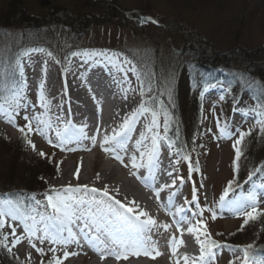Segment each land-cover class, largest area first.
<instances>
[{
    "label": "rangeland",
    "instance_id": "obj_1",
    "mask_svg": "<svg viewBox=\"0 0 264 264\" xmlns=\"http://www.w3.org/2000/svg\"><path fill=\"white\" fill-rule=\"evenodd\" d=\"M19 1H22V3H17ZM10 3H16L13 9ZM17 4H24L26 7L32 8V10L38 9L40 6H46L48 8L47 12L41 11L33 16L35 19L34 22L42 26L36 33L32 32L29 35V37L33 35V39H35L33 43L40 41L39 43L41 44L37 46L38 44L32 45L33 43L31 42L28 50L44 49V51H31L29 56L22 57L23 69L28 71L26 72L24 70L23 78H26V82L33 85L36 89L40 81L47 74L45 75L44 70L42 72L39 70V74L43 78L35 77L34 74L32 80L29 81L25 73L29 75L33 74L32 72L36 63L42 61L40 59L45 58L49 65L54 64L55 67L57 66L56 69L59 76L57 81L60 83L68 75V71L64 72L63 69L67 67L69 70L72 61L75 63L79 57H83V55L73 56L72 54L68 56L72 50L76 53L105 52L108 56L116 54V60L125 64L127 69L131 67L127 61H131L132 65H135L141 80L144 81L145 88L148 87L149 83L152 86V92H146L145 96L141 97V80L137 79L136 74L125 71L124 75L126 78L123 75H119L123 80H127L124 81L121 87L135 100V110L142 99L147 100L151 96H158V99L162 101L158 90L163 92L166 82H171L173 92V88L176 85L177 65H182L191 56L186 54L188 52L186 50L187 48L185 52V50L182 51V47L185 45L186 40L192 38L198 39L212 54L217 52L226 53L229 49L236 51L238 53L236 58L229 59V62H226L230 65V70L235 72L234 74L237 78L244 79L245 81L248 80L252 85L258 83L264 87L257 72L252 70L245 73L241 68L242 63L248 62L247 59L251 58L254 61L264 59V0H0V85H5L8 81L10 82L11 78L9 77H17L21 84L24 80L20 77L16 69L15 59L20 55L17 51L22 49L20 45L25 36L21 20L32 19V16H29V14L22 15L21 18V14L20 16L13 15L14 12L16 13L21 10ZM10 7L11 9H9ZM104 7L109 9L114 8V11L105 15ZM53 12H55V16ZM65 17H68V20ZM144 17H151L158 21V23H139ZM45 18H49L51 21ZM83 18L88 20V24L85 28L78 30L80 27L76 26V22L79 19L83 20ZM69 20L70 22H74L72 26L67 23ZM56 52L58 55L61 53V58H57L53 54ZM48 53L52 55L49 56ZM32 54L36 55L35 59L29 58ZM91 63L96 64L95 61ZM62 64H64V67H62ZM205 65L204 67L201 66V69L205 72L199 73L198 76L201 80L199 82L201 83L214 79L216 74L226 75V71L222 68L224 66H221L224 65L222 63L219 65L215 64V61L209 60ZM240 68L241 71L238 72ZM49 76L48 74L47 77ZM88 79L89 77L87 78V82H89ZM219 79H223L222 76ZM201 83L199 86L197 85V92L202 102L201 132L195 134L187 145L190 160L187 162L183 161L185 159L181 160L180 155L177 154L179 153L178 150L169 147L166 144L165 138H162L159 141V151L169 156L159 154V160L163 159L165 165H168L170 170L166 169L164 172L163 170L159 171V169H155L156 184L153 183V186L158 189L160 185L171 184L174 178L182 176L183 183L177 179L176 186L182 184L181 192L185 194L184 197L187 195V199L193 200V189L187 181L191 175L194 179L193 186L196 189L197 202L200 203V208L205 209L203 218L206 221L212 238L216 241H224L223 243L227 245L236 246L237 249L247 245H253V248L250 249L252 250L261 230L260 225L252 226L256 220L249 221L248 224L244 225V217H238L232 210L220 207L219 198L230 180H235L234 186L239 185V187H237L234 193H229V198L246 195L249 192L250 184L248 183V178L252 173L250 168V153L244 154L245 151L241 150L242 155L239 161L236 162L238 163L237 171L236 165L234 164L236 153L233 145L239 139L240 132H249L250 130L256 137H260L263 134L257 123L258 117H256L255 111L251 110L258 109L260 105H264V99L261 101V98H264V92L260 93L257 88L252 86L246 91L242 99L239 100L240 97L237 98L235 90L228 87L222 81L209 85L208 87L203 85L204 88L200 86ZM212 88L213 91H210ZM38 89L40 90V88ZM253 95L255 98H252ZM34 98L29 96L27 92H21L20 103L24 105L21 108L29 107L27 109L28 111L25 110L22 112H29L28 114L31 116H41L42 119L51 124V128L45 129V136H41L36 132L28 133V139L36 146L35 150H33L26 140L21 138L22 134L18 130L19 127L26 124L23 113H21V108L19 109L18 115L13 114L14 123L3 122L0 119V141L8 142L11 145H16L18 141H21L22 146L25 148V153L22 155L23 159L30 160L32 165H36L35 168L39 174L40 172L43 174V177L40 178L41 183L35 188V201H41L42 204L39 209L40 211H44L43 206L47 202L44 193L49 192L50 189H57L65 164L73 162L74 159L81 160L80 164L82 167L79 171V175L81 174V176L84 174V171L90 175H96L102 170H107L108 172L114 170L116 178L112 184L109 183V190L113 186L123 188L120 184L126 181L136 183L137 177L149 175L147 168L141 167L134 169L137 173L135 177L131 174L129 168V166L131 167L130 159L133 155L137 157L139 162L140 154L136 151V143L134 142L136 133H129L130 139H133H129L126 150L120 151L119 153L123 158V164L115 159L113 153L105 152L101 146L103 137L105 135H112L113 130L116 129L114 126L115 123L110 122L111 120H107L105 124V121H103V128L99 131V128H97L98 132L95 131V134L90 136L95 137V143L89 139V143H85V149L68 150L65 144L59 145L56 141L57 131L62 132V130L61 128L55 127L57 123L55 126L53 125L52 119L56 120L60 116L57 113L60 111H55V109L62 108L63 110V108L68 107L75 113L80 107L75 104V101L74 103L71 101L67 102V99L62 95L49 100L47 107L37 106L34 103ZM156 107H159V103H157ZM239 107H245L247 110L240 109ZM168 113L170 114V128L173 123V116L169 111ZM232 115L237 120V123L231 120V118L233 119ZM5 116L8 120L6 113ZM150 118V114H146L145 117L139 119L138 124L142 125L144 119L150 121ZM58 119L61 121V118ZM244 119L247 120L246 124L239 125ZM95 120L97 122L99 121L98 118ZM163 123L164 116L161 115V126L155 131H158L161 137H166L167 139L169 137V128L165 133ZM120 125L118 123V126ZM35 127L36 123L33 121V128ZM41 127L44 126L41 125ZM134 127H136V124ZM221 129H225L226 133H231V135L226 134L222 136ZM146 136L150 137L151 133H147ZM49 141L52 143L50 144ZM145 144L146 146L149 145L150 140L145 141ZM237 147L241 149V144L237 145ZM41 152L45 153V155L41 156ZM125 165L128 166L125 167ZM190 165L193 169L191 172L189 171ZM0 166L2 168L0 177L7 178L5 174L10 172V165L6 159L4 160L1 152ZM11 169L12 171L14 170L13 167ZM169 172H172V176L168 175ZM239 173L243 174L242 179L244 181L241 179L242 182L237 184L238 178L240 177ZM85 176L87 177V175ZM11 177L17 178V182L15 183L16 189L13 190L18 192L12 198L20 200L25 190L20 180H24L27 176H23L19 172L16 175V172H13ZM168 178L171 179L170 183L167 180ZM251 180L254 182L252 188L254 189V186H256L255 189L257 190L255 191L256 193L258 192L257 198L260 201L258 208L264 211V187L261 188V185H264V167L260 170V174ZM157 182L159 183L158 187ZM72 184H74V181ZM258 187L261 188L260 191ZM175 188H166L163 195L160 192L159 200H157L154 190L148 189L144 185L140 188L145 193L142 192L141 197H144L145 202L154 208V212L150 216L157 221V225L167 223L170 226L169 231L163 227H154L150 234L152 238H156V241L160 240L162 244L168 246L170 250L168 254L163 256L166 257V260H170V262L174 261V259L177 261V258H182L185 254L189 255L190 258L198 257L200 251L199 245L196 243L195 237L192 234H189L183 240L184 244L177 248L180 252L177 253L176 251L175 255L169 246V242L173 236L177 240H180L178 239L177 226H173V218L170 215L171 218L162 216L163 213H167L166 211L169 210L165 205L168 202L167 199L171 191H175ZM177 191L180 190L178 189ZM4 198L5 195L0 193V199ZM173 205L172 208H175L176 203H173ZM195 209L199 211V208L195 207ZM208 209L216 213L217 218L215 220L211 219V212L207 211ZM47 211L51 212L52 209L48 208ZM142 219L144 218L142 217ZM11 223L16 224L18 222ZM242 225L243 228L241 227ZM10 232L11 228L6 224L2 230V234ZM16 234L22 242L12 247L11 242L14 238L9 235L7 243L12 248V251L9 252L3 247L5 249L4 252H7V254L10 253L12 258H15L19 264H42V262L47 264L53 255L49 251V248L53 247L52 245L47 241L40 243L38 239L33 237V242L36 244V247L44 250V255H41L37 252L36 248H33L28 243V240L23 234L22 226L16 228ZM56 247L57 251L55 255L57 257H63L64 251L77 253L76 250H67L64 246ZM155 257L157 259V256ZM260 257L264 258V253L260 254ZM89 258L90 255L77 253L64 259L63 264H67L70 261L75 264H87ZM242 258L243 253L241 251L222 248L217 252L214 264H229L230 261H234V264H241ZM159 260L160 258L156 261ZM109 262L110 264H123L113 256H111ZM170 262L167 261L166 264H171ZM136 263L151 264V261L147 258L137 260ZM152 264H155V261H152Z\"/></svg>",
    "mask_w": 264,
    "mask_h": 264
},
{
    "label": "snow or ice",
    "instance_id": "obj_2",
    "mask_svg": "<svg viewBox=\"0 0 264 264\" xmlns=\"http://www.w3.org/2000/svg\"><path fill=\"white\" fill-rule=\"evenodd\" d=\"M158 23L151 17L142 18L139 23ZM31 51L43 52L44 49H31L23 50L20 55L15 59L16 69L19 72L20 77L23 79L24 69L22 63V57L28 56ZM51 56V53H48ZM73 56L83 55L89 58L93 56H104L110 63L114 62L117 57L116 54L108 56L105 52H84V53H72ZM59 63V61H57ZM131 67L127 70L134 74L138 80H141L140 74L137 71L135 65H132L131 61H127ZM123 70V69H120ZM45 75H46V69ZM64 72L68 71V68L63 69ZM16 85L12 86V89L8 96L0 94V114H7L8 122L14 123L13 114H19V109L24 107L20 103V95L23 88L26 87V83L19 86L20 91H16ZM44 81L40 84V100L41 107H47V101L44 97ZM67 91V84L65 82V93ZM152 92V86L149 83L148 87H144V81L141 80L140 95L144 97L145 94ZM159 95L165 93L169 97V103L172 100V87L171 82H166L164 85V91ZM223 99V97H221ZM159 103V107H156ZM7 105V107H5ZM255 111L257 123L260 126L261 133H264V105H260ZM146 114H150V121L146 125L145 131L151 133V136H146L144 132L140 134V139L136 140V151L139 152V162L135 155L130 159L131 167L133 169H139L145 167L148 170V177H137L141 179L146 185L149 180L154 181L156 175L154 169H157L159 164V141L162 138L156 129L160 128V116H164L163 128L165 133L169 128L170 114L164 107V102L158 99V96H151L147 100L142 99L139 106L133 110L121 123L119 129H114L112 135H105L103 137L102 147L105 152H111L114 154L115 159L124 163L120 151L126 150L127 142L130 139L129 133L134 130V125L139 121L141 117H145ZM246 114V113H245ZM26 124L19 127L18 130L22 134L21 138L26 140L29 145L35 150V144L28 139V133L36 132L41 136H45L46 128H51V124L41 116H24ZM33 121L36 123V127L33 128ZM43 125L44 127H41ZM86 127V126H84ZM84 127L76 128L74 125H66L65 129L57 131V136L60 138L59 145L70 144L73 141H79L81 139H91L93 143L96 142L95 137H88L84 132ZM219 127V125H218ZM27 129V131H26ZM221 135H231L226 133L225 129H221ZM248 133L240 132L239 139L236 140L233 147L235 149V161L236 170L238 171V162L242 152L237 145L241 144ZM151 143V148H147L145 141ZM51 144L52 142L49 141ZM173 142H169V147H172ZM106 146V147H105ZM145 149V150H142ZM75 150V149H69ZM179 155V153H177ZM41 156L45 153L41 152ZM186 160H190V157L184 156ZM198 163V162H197ZM128 165H125L127 167ZM193 169L191 165L189 171ZM198 170V169H197ZM79 167L76 169V175H79ZM136 176L134 171L131 173ZM172 176V172L168 173ZM179 179L183 183V177H176L172 180L171 184H165L158 189L154 188V192L157 200L160 199V192L165 188H175L176 180ZM251 180V175L249 177ZM235 180H230L227 183L223 193L219 198V205L222 208H228L232 210L238 217H244V225L249 221H254L264 216V211L258 208L259 200L255 190L249 191L246 195L233 196L229 198V193H234ZM239 187V185H236ZM264 187V185H261ZM83 189V192L81 191ZM118 192V190H117ZM80 194V195H76ZM98 194V195H97ZM5 198L0 199V247L6 248L9 252L12 248L8 246L9 235L14 239L12 240V247L20 244L22 241L16 234V228H23V234L31 244L33 248H36L37 252L44 255V250L37 248L33 242V237L38 239L40 243L47 241L53 247L49 248V251L53 253L47 264H63V260L67 259L70 255H76L77 253H70L68 251L63 252V257H57L55 255L57 251L56 246H64L65 248L70 244H79L80 237L86 241L89 246L93 247L95 251L101 255V259H104L106 255L115 257L117 260L128 259L130 255L140 256L141 254L155 258V256L161 255V253L153 246L151 249L147 247L150 243L149 233L154 227H163L167 230L170 226L167 224L157 225V221L152 218L148 212L139 210V206L135 204V201L124 203L116 196L111 195L107 186L102 189L89 188L88 185H78L76 187L67 186L62 189H50L49 192L44 193L47 205H44V211H40L42 206L41 201H35V206H25L24 202L19 199H13L11 194H4ZM176 195L175 192H171L168 198V202L165 207H168L170 214L174 217V223L177 229L183 232L180 228L181 224H188L187 232L195 237L196 243L199 245L200 254L198 257L190 258L188 255L183 256L184 264H214L217 252L222 248H228L229 250H239L243 253L242 264H250L249 250L253 248V245H247L243 248L237 249L236 246L222 244L212 238L211 233L208 230L206 221L203 218L205 209L199 208V211L193 210L191 207H176L175 212L171 209L173 205V198ZM33 199L35 196L33 194ZM198 197L196 196V189L193 188V200L187 201L186 204H197ZM132 205V206H130ZM198 207V204H197ZM51 208L52 211L48 212L47 209ZM207 211L211 212V219L215 220L217 215L211 209ZM189 213L191 215L189 216ZM179 217L176 219V217ZM142 217L144 219H142ZM194 221V222H193ZM11 222H18L13 224ZM11 228V232L2 234V230L5 226ZM243 228V225L241 226ZM74 228L76 229L74 231ZM39 233V235H38ZM79 233V236L77 235ZM220 235V233H218ZM184 241L182 239L177 240L175 236L169 242V246L175 255L177 248L182 246ZM155 253V255H153ZM30 258V254H29ZM44 264V262H42ZM176 264H179L177 259ZM229 264H234V261H230ZM264 264V261L261 262Z\"/></svg>",
    "mask_w": 264,
    "mask_h": 264
},
{
    "label": "trees",
    "instance_id": "obj_3",
    "mask_svg": "<svg viewBox=\"0 0 264 264\" xmlns=\"http://www.w3.org/2000/svg\"><path fill=\"white\" fill-rule=\"evenodd\" d=\"M17 3H22V1H19ZM15 4L10 3L12 9L14 8ZM17 5L20 7L21 10L16 13L14 12V14L12 13L13 15L20 16L21 14V18L22 15L29 14V16H32V19L21 20V25L23 27L25 36L21 41L22 44L20 45V48L22 49L17 51V53L20 54L23 50H28L30 48L29 44H31V42L33 43V40H35L33 39V35L31 37H29V35L32 34V32L36 33L38 30H40V27L42 26L39 25V23L34 22L35 19L33 16H35V14L37 13H40L41 11L47 12L48 8L46 6H40L38 7V9H34V11L32 10V8L30 9V7H26L24 4ZM11 7L9 9H11ZM104 8L105 15L110 14L114 11V8ZM53 13L55 16V12ZM65 18L66 20H68V17ZM45 19L51 21L49 18ZM18 21L20 22V20ZM69 22L70 20L67 23L71 26L74 24V22ZM87 24L88 20H86L85 18H83V20L79 19V21L76 22V26L80 27L78 28V30L85 28ZM39 42L40 41H38L37 43H33L32 45L38 44L37 46H39L41 44ZM185 42L186 43L182 47V51L187 48L186 50H188V52L186 54L191 56L188 57V59L185 60L182 65H177L176 85L173 88L171 103H169V97L167 94L159 96L162 101H164V107L173 116V123L171 124L172 126L169 128L170 139L175 144L176 148H178L182 153L189 154L187 150V145L190 143V140H192L195 134L201 132L200 122L202 113V102L197 92V85L199 86V84L201 83L199 82L201 80L198 78L199 73L205 72L203 69H201V66H206L205 63H207L209 60L215 61V64H224L221 66H224L222 68L226 71V75L224 76L221 74H216V77H214V79H211L208 82L218 80L222 76L224 82L231 89H234L235 93L237 94V97H241V99L246 94V91L250 89V87L253 86L257 88L260 93L264 92V87L256 83L255 80L254 82L256 84L252 85L248 82V80L245 81L244 79L237 78L234 74L235 72L230 70V65L227 63L229 62V59L236 58V55L238 54L236 51L229 49L226 53L217 52L215 54H212L210 53L209 49L203 46L202 43H200L199 40L196 38L188 39ZM72 51L71 53L69 52L68 56L72 54ZM53 54H55L57 58H61V53H59L60 56L57 54V52ZM247 61L248 62L242 63L241 68L245 71V73L252 70L257 72L259 75L257 76L259 77L260 81L264 84V59L260 61H254V59L250 58L247 59ZM227 65L229 66L227 67ZM241 68L240 70H238V72L241 71ZM9 78H11L10 82L8 81L5 83V85H0V94L4 96L9 95L13 85H16L17 87L20 85L17 77ZM204 83H201L200 86L202 87ZM252 98H255L254 95ZM263 99L264 98H261V101ZM241 150L245 151L244 154H248V152L250 153V168L252 171L256 170L258 167L264 166V133L260 137H256L253 133L246 135L241 143ZM0 152L2 153V157L4 158V160L6 159V161H8L10 165V172L8 174H5L7 178L0 177V192L9 193L11 194V196L14 197L18 194L17 191L13 190L16 189L15 183L17 182V178H12L11 175L13 174V172H16V175H18L19 172V174L27 176L24 180H20V183L23 184V186L25 187L24 193L22 194L23 196L20 195V200L24 202L25 206H31V195L35 192V188L41 183L40 178L43 177V174H41V172L39 174V172L35 168L36 165H32L30 163V160L26 158L23 159L22 155L25 153V148L24 146H22L21 141H18L16 145H11L8 142L0 141ZM12 167L14 169L13 171L11 169ZM1 170L2 168L0 166V172ZM17 170L20 171L17 172ZM242 175V173H239V180L242 179ZM257 224L260 225L261 230L258 234L257 240L255 241L254 249L252 250L254 252L253 255L260 256V254L264 253V216H261L259 219H257L252 226L254 227V225ZM4 251L5 249L3 247H0V264H19L15 258H12L10 253L7 254V252Z\"/></svg>",
    "mask_w": 264,
    "mask_h": 264
},
{
    "label": "bare ground",
    "instance_id": "obj_4",
    "mask_svg": "<svg viewBox=\"0 0 264 264\" xmlns=\"http://www.w3.org/2000/svg\"><path fill=\"white\" fill-rule=\"evenodd\" d=\"M30 59H35L36 55L33 54L29 57ZM80 60L78 63L71 62V66L68 70L67 77L58 83V71L54 64L49 65L46 60L47 59H40L39 63H36L34 68L35 77H42L39 73L42 70L46 69L47 75L40 81L39 86L42 81H44V97L45 100L48 102L49 100L54 99L56 96L62 95L67 99V102H72L77 104L79 109L77 112H73L70 108H58L55 111L57 112L59 118H61L62 122H66V125H74L76 128L84 127V130L89 131L92 130L94 127L97 128L98 131L102 129L103 125L106 123L107 120H111L110 122L115 123L112 124L115 126L116 129H119V125L123 120L134 110L135 100L133 97L126 93V91L121 87L124 81L119 75H123L124 72L127 71V67L125 64L118 62L115 60L114 62L110 63L109 60L105 59L104 56H93L91 58L87 56L79 57ZM85 60L86 63H85ZM37 61V62H38ZM96 62V64H92L91 62ZM123 69V70H120ZM39 70H41L39 72ZM45 73V71H43ZM121 72V73H119ZM118 73V74H117ZM34 76V75H33ZM89 77L87 82V78ZM54 78V79H53ZM94 78V79H93ZM24 79V83H26V78ZM85 79V82H84ZM65 82L67 84V91L65 93ZM213 91V88L210 90ZM69 99V100H68ZM77 102V103H76ZM98 118V123L95 122V119ZM53 120V119H52ZM64 120V121H63ZM54 121V120H53ZM103 121L104 124H103ZM149 120L144 119L142 125H139L138 122L136 123V127H134L133 132L136 133L135 143L136 140L140 139V134L142 132L147 134L145 131L146 125L148 124ZM56 122H53L55 126ZM56 128H62V124H58L55 126ZM97 131V132H98ZM147 148H151V143L147 145ZM167 154L165 153V156ZM80 159H74L73 162L66 163L64 169L61 173L60 182H58L57 189L65 188L67 186L76 187L78 185H88L89 188H99L102 189L105 186H109V183L112 182L116 178V173L114 170L108 172L107 170H102L101 172L97 173L96 175H90L84 171V174L81 176L75 174L76 169L82 167L80 164ZM160 167L162 170H168V165L166 166L163 159L160 160ZM131 173L135 170L130 167ZM145 168V167H143ZM170 170V169H169ZM136 172V171H135ZM87 175V177L85 176ZM136 177V176H135ZM170 183V178L167 179ZM74 181V184L72 182ZM123 188L118 186H113L111 190H109L111 195L116 196L117 199H120L124 203H129L131 201H135V204L139 206L138 210H143L151 215L154 212V208L149 204L146 203L144 197L142 196V190L140 189L143 185V182L140 179H137L136 183L131 181H126L123 184H120ZM162 185L159 186V188ZM118 190V192H117ZM83 192V189L81 190ZM166 191V188L161 191L163 195ZM144 193V192H143ZM145 194V193H144ZM80 195V194H77ZM98 195V194H97ZM132 206V205H130ZM156 211V210H155ZM157 212V211H156ZM163 217L169 218L168 213H163ZM166 222V221H165ZM164 222V223H165ZM167 224V223H166ZM169 225V224H167ZM170 228V227H169ZM168 228V229H169ZM167 229V230H168ZM169 231V230H168ZM151 232L149 233L150 236V243L148 247L151 249L153 246L155 249L163 253L157 256V259L160 258L159 261H156V257L153 259L150 256L143 255L142 256H133L130 255L128 259H120L119 261L123 264H137V260H144L149 258L152 264V261H155V264H166L167 261L166 257L163 255L168 254L169 249L168 246H165L161 243L160 240L156 241V238L151 237ZM190 252V251H188ZM190 254V253H189ZM200 254V251H199ZM90 258L88 259L87 264H110V255H106L104 259H101V255L98 254L95 249L94 251L89 253ZM184 256V255H183ZM189 256V255H188ZM190 257V256H189ZM175 261V262H174ZM170 262L171 264H176V259ZM135 262V263H134ZM158 262V263H157ZM67 264H75L74 262L70 261ZM179 264H184L183 257L179 259Z\"/></svg>",
    "mask_w": 264,
    "mask_h": 264
}]
</instances>
